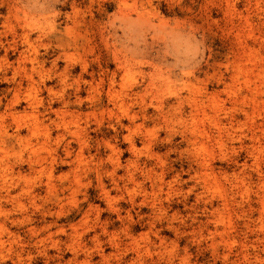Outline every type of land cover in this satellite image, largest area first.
<instances>
[{
  "label": "bare ground",
  "instance_id": "obj_1",
  "mask_svg": "<svg viewBox=\"0 0 264 264\" xmlns=\"http://www.w3.org/2000/svg\"><path fill=\"white\" fill-rule=\"evenodd\" d=\"M20 3V0H0V86L6 85V89H0V216L4 219L0 223V264H6L7 260L11 264H30L29 244L22 243L19 246L20 242H17L14 245V242L2 236L7 221L13 226L17 223H33L32 215L12 216L13 209L23 208L22 199L34 203L44 200L45 204L54 200L51 205H43L35 215L39 216L42 227L32 228L33 232H48L59 226L61 213L54 210L62 200L60 196L71 192V198L76 197L77 190L72 182L69 186L57 185L55 165L58 161L70 166L69 174L73 173V182L77 186L81 185L85 177L90 178L92 175L106 202V210L98 204L90 206L82 214L81 224L86 225L85 231H75L71 240L69 236L71 248H68L76 258L79 249L89 251L91 247H88V242H84L89 233H93L89 242H92L94 249L84 257L81 264H96L93 258L98 256L105 259L101 250L102 241L98 235L99 228L103 233H108L109 221H100V216L105 211L116 215L121 221V226L110 232V242L114 244V248L124 253L125 264H144L143 258L151 248L167 251L173 244L168 243L167 238L162 237L163 234L174 233L178 237L185 234L187 229H191L190 233L201 239L199 243L209 240L208 248L214 259H220L222 264H264V193H260L259 188L260 181L264 184V178H260L261 171L255 165L261 148V112L258 103L264 96V75L258 71L253 79H249L247 75L252 74V70L238 68L240 74L235 81L238 87L231 102V111L227 112L222 109L219 101L195 102L177 92L160 99L156 105H152V101L148 104L145 98L146 89H138L134 85L125 92L121 104L118 105L111 92L122 66H117L113 72L103 71L101 68L98 87L108 88L107 106L113 104L122 109L121 115L109 125L115 135L108 140L102 139L105 149L108 150L106 160L100 156L98 150V131L102 124L97 122L94 129L90 124V118L94 117L96 109L104 107L101 94L98 96V87L84 82L89 90L96 92L97 97L90 93L83 97L85 85L80 83L69 88L71 93L68 96L65 90L59 94L52 86H48L51 78H48V60L45 57L49 55L55 38L58 48L64 50V39L61 38L64 33L56 30L51 35L45 34L37 27L36 14L31 7L26 9ZM57 17L58 15H53L54 19ZM36 32L38 36L34 37ZM40 49L44 52L41 53ZM63 58V52H57L51 57L50 66L58 74L61 85L65 86L66 69L60 72L57 69ZM83 70L86 71V68ZM43 93L48 95V105L42 106L40 110L38 105ZM71 95L73 102L69 99ZM85 102L89 103L88 108L92 112L81 113ZM22 104L24 107L19 110ZM72 108L74 111H71ZM207 108L212 114L209 118L213 119L211 130H189L187 126L195 114L201 112L207 116ZM30 114L34 115V122H25V117ZM68 116L71 121L67 120ZM137 121L141 122L139 127L144 130L150 124H154V129L145 131L144 134L136 127ZM71 124L74 125V130ZM246 124L250 126L248 139L251 142L246 152L254 160V169L248 171L247 175V164L238 172L228 174L223 168L216 167L209 157L198 153L200 139L215 141L220 151L226 146L225 139L243 143L246 136L231 130L238 132ZM119 130H123L120 136L127 146L126 151L117 145ZM161 131L164 137L160 136ZM176 137L180 139L177 143ZM137 138L145 147H161L166 149V153L151 151L142 159ZM94 139L96 148L90 156V164L85 162L84 156L91 155ZM127 153L129 159L122 163L121 158ZM172 155H176L175 160L170 158ZM22 162L27 164L29 176L39 175V186L28 183L26 176L15 169V165ZM178 162L181 164L180 169L175 168ZM216 169L219 170V179L229 185L225 194L219 192ZM253 173L259 176V183L252 180ZM184 176L188 177L187 181ZM183 181L184 184L192 183L186 191L183 189ZM239 189L241 194L238 197ZM251 192L255 195L254 199L249 197ZM119 194L127 197L132 209H148L149 213L144 216L137 213L140 218H146L155 240H150L147 235L143 237L142 234L134 233L131 211L122 210L118 204ZM176 194L183 195L184 199L192 195L195 204L203 207L204 218L188 215L180 219L177 212L169 214L173 196ZM214 194L219 195V198H215ZM93 213L95 220H91ZM188 220L190 223H187ZM8 231V238L16 241L10 230ZM118 232L123 233L124 239L117 236ZM56 234L65 236L66 230L59 227ZM227 238L232 239L230 244ZM144 239H147V245H143ZM39 242L44 244L45 240L41 239ZM61 242V239L52 241L51 247L56 249L55 256H49L48 250H42L43 255L48 258L46 264L51 261L55 263L56 260V264H63L64 251L61 249ZM236 242L238 248L233 250ZM129 252L135 257H127ZM180 261L189 264V257H181Z\"/></svg>",
  "mask_w": 264,
  "mask_h": 264
},
{
  "label": "rangeland",
  "instance_id": "obj_2",
  "mask_svg": "<svg viewBox=\"0 0 264 264\" xmlns=\"http://www.w3.org/2000/svg\"><path fill=\"white\" fill-rule=\"evenodd\" d=\"M20 2L26 9L31 7L36 14L37 27L45 34L51 35L56 30L64 33V36L61 37L64 39V50L58 48L59 44L55 38L51 44L49 55L45 57L48 60L46 65L48 78H51L48 86H52L59 94L64 93L65 90L68 96L71 93L69 88L75 87L77 83L85 85L84 82H90L94 87H98L101 68L103 71L113 72L117 66H122L111 92L112 98L118 105L121 104L125 92L131 85H134L138 89H146L145 98L148 104L152 101V105H156L160 99L167 98L171 93L177 92L195 102L219 101L223 106L222 109L230 112L231 102L235 98V90L238 87L235 82L236 76L240 74L238 68L251 69L252 74L247 75L249 79H253L258 71L264 75V0H20ZM54 14L59 18L54 19ZM35 34L34 37L38 36V32ZM40 52L44 51L40 49ZM57 52H63L65 56L58 63L57 68L58 72L66 69L65 86L61 85L57 77L58 74L50 66L51 57ZM84 68L86 71L83 70ZM0 89H6V85L0 86ZM87 89L85 85L83 97H87L88 93L97 97L94 90ZM107 91V86L98 87V96L101 94L104 107L96 109L94 117L90 118L93 129L96 128L97 122L102 124L98 131V150H100V156L106 160L108 150L105 149L102 139L108 140L115 135L109 129V125L121 115L122 111L113 104L107 106ZM69 99L71 102L74 101L72 95ZM47 105L48 95L43 93L38 105L39 109L42 110V106ZM258 105L261 112L259 118L261 148L256 156L257 164L255 165L261 171L260 178H264V96L261 97ZM23 107L24 104L19 110H22ZM88 107L89 103L85 102L81 113L92 112V109ZM71 111H74V108ZM210 111V109H206L207 116L201 112L196 113L187 128L200 132L204 129L211 130L213 119L209 118L212 115ZM67 120L71 121V118L68 116ZM24 121L34 122V115L26 116ZM140 124L141 122L137 121L135 125L144 134L145 131L154 129V124L148 125L145 130L139 127ZM71 128L75 129L73 124H71ZM233 131L246 136L243 143L225 139L226 146L220 151L215 141L200 139L197 151L201 156L209 157L216 167L223 168L228 174H233L234 171L238 172L244 164H247L248 168L245 171L247 175L248 171L254 169L252 167L254 160L249 158L248 152H246V148L251 146L248 139L250 126L246 124L238 132L231 130V132ZM122 132L123 130H119L117 145L126 151L127 146L120 136ZM160 136L164 137L162 131ZM175 140V143L180 141L177 137ZM137 142L142 159H145L151 151L160 154L166 153V149L161 147H145L138 138ZM92 146L91 155L84 156L85 162L90 164V156L94 154L96 148L95 139ZM170 158L175 160L176 155H172ZM127 159H129L128 153L121 158L122 163H125ZM180 165L178 162L175 168L180 169ZM69 167V165L61 164L60 161L55 165L57 185L69 186L72 182L73 187L77 190L75 198H71V192L60 196L62 200L54 210V212L60 211L61 213L59 226L48 232L32 231L34 227H42L39 223V216H35L38 214V210L43 205H51L54 200L45 204L44 200L34 203L22 199L23 208L13 209L12 216L32 215L33 223H17L13 226L10 221L6 222V229L3 230L2 236L6 240L14 242V245L17 242H20L19 246L22 243L29 244L30 264L47 263L48 258L43 255L42 250H48L49 256H55L56 249L51 247V244L57 239L62 241L63 264H81L84 257L94 249L92 242H89L93 233H89L84 243L88 242V247L91 248L89 251L79 249L75 258L70 251L69 236H71V240L75 236V231L78 233L85 231L86 225L81 224V219L82 214L90 206L98 204L106 210V202L92 175L91 179L85 177L81 185L77 186L73 182V173L69 174ZM184 168L186 169V166ZM15 169L20 170L26 176L25 179L28 183L40 185L39 175L29 176L28 166L25 162L15 165ZM215 172L219 181V192L225 194L229 185L219 179L218 169ZM65 174L67 176H64ZM252 177L254 182L259 183V176L256 173H253ZM184 180L187 181L188 177L184 176ZM185 181L182 182L184 191L192 185V183L184 184ZM261 182L259 183L260 193H264V184ZM237 192L239 197L241 190L239 189ZM214 195H216L215 198H219V195ZM117 196L119 197L118 204L122 210L131 211L134 233L142 234L143 237L147 235L150 240H155L146 218H140L137 213L144 216L149 213L148 209L145 207L132 209L124 194ZM182 196L181 194L173 196L169 214L177 212L180 219L188 215L199 219L204 218L203 207L200 204H195L194 197L190 195L188 199H184ZM249 197L254 199L255 195L251 192ZM8 208L10 209V207ZM232 219L235 222L234 216ZM91 220H95L94 213ZM105 220L109 221L108 233H103L101 228L98 229V235L102 241L101 250H103L105 259L102 260L98 256L94 257L93 261L96 264H125L124 253L114 248V244L110 242V232L114 228L118 229L121 226V221L108 211L100 216L101 222ZM3 221V217L0 216V223ZM187 223L190 221L188 220ZM74 226L76 227L74 228ZM164 226H166L165 223ZM59 227L66 230L65 236L55 235ZM8 230L16 238V241L8 238ZM190 232L191 229H187L185 234L178 237H175L174 233L163 234L162 237H166L167 242H173V244L167 251L151 248L143 258L144 264H184L180 261V258L184 256L189 257V264H222L220 259H214L208 248L209 240L199 243L201 239ZM117 236L124 239L121 232H118ZM41 239L45 240L44 244L39 242ZM217 240L220 241L219 238ZM227 240L229 244L232 242L231 238H227ZM146 241L147 239L142 241L143 245L148 244ZM6 247L9 249L8 246ZM237 248L238 242L233 245V250ZM133 256L132 253H127V257ZM56 261L55 263L51 261L49 264H56ZM6 264H11V262L7 260Z\"/></svg>",
  "mask_w": 264,
  "mask_h": 264
}]
</instances>
